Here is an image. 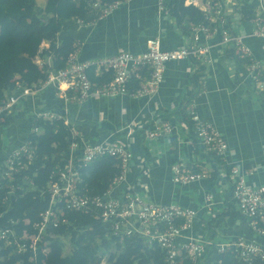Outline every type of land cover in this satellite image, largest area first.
<instances>
[{
    "label": "crops",
    "instance_id": "obj_1",
    "mask_svg": "<svg viewBox=\"0 0 264 264\" xmlns=\"http://www.w3.org/2000/svg\"><path fill=\"white\" fill-rule=\"evenodd\" d=\"M206 1L187 0L186 5L202 10ZM214 1L222 4V11L233 25L234 33L243 36L252 56L264 61V38L251 35L252 21L243 20L236 12L238 0ZM239 1L254 8L257 17L264 16L260 0ZM37 4L45 8L47 0H37ZM66 37L76 38L79 58L85 62L126 51L142 53L147 48V41L153 38H159L166 49L186 46L190 39L183 35L175 18L159 14L157 0H130L110 15L90 24L67 22L59 34V42ZM201 42L210 48L208 59L202 63L205 66L203 78L199 77L197 61L168 63L164 82L152 97H93L79 103L72 98L71 91L67 93V100L64 92L56 87L33 88L38 91L24 96L15 107L12 126L0 127V166L13 150L27 141L31 125L39 113L54 111L63 114L67 108L71 124L87 141H123L131 147L134 160L125 189L131 188L157 204L177 203L200 209L189 236L210 237L216 222L212 225L208 222L229 212L231 215L225 218L217 236L223 240L243 238L256 241L264 250V236L258 237L252 230L251 220L241 214L229 194L230 174L234 167L247 173L250 185H264V100L247 67L239 68L235 61L225 57L227 45L222 43L219 31L209 38L201 33ZM42 47L48 48L49 44L44 42ZM37 63L51 67L52 59H37ZM101 71L97 67V74ZM193 77L199 79L200 88L191 103L200 117L211 121L228 143L223 157L208 153L201 147H192L187 126L179 117L180 106L192 88ZM157 120L171 121L174 133L170 137L150 139L148 130ZM176 164H182L191 172L197 168L199 171L194 173H206L208 177L188 185H177L173 182L172 173ZM216 164L220 178L212 181L209 176ZM209 194L214 197L210 209L204 207L205 197ZM209 257L207 254L204 264L210 263L207 261Z\"/></svg>",
    "mask_w": 264,
    "mask_h": 264
},
{
    "label": "built area",
    "instance_id": "obj_2",
    "mask_svg": "<svg viewBox=\"0 0 264 264\" xmlns=\"http://www.w3.org/2000/svg\"><path fill=\"white\" fill-rule=\"evenodd\" d=\"M130 0H114L111 4H103L97 0L93 5L102 11V17L110 15ZM264 7V0H260ZM223 6L219 1L207 0L202 5L206 21L210 24H201L193 28V35L189 44L176 49H163L159 38L149 39L147 50L143 53L120 52L114 56L101 58L94 62L81 61L80 49L69 57L67 65L59 71H52L48 78L41 83L44 88L56 87L63 91L68 100V92L79 103L90 98L111 99L116 97L145 98L154 96L164 82L166 66L171 62L195 59L206 61L210 48L201 42V33L207 38L219 31L222 43L234 44L242 57L250 60L247 70L258 90H264V61L256 60L243 42V36L234 33L233 25L223 13ZM165 11V0H158L159 14ZM83 23L82 21H78ZM230 24V25H229ZM252 36L264 38V16L252 21ZM213 25V26H212ZM113 72L111 82L95 86L91 82L88 70L91 66ZM149 73L145 77L142 72ZM137 79L138 88L130 90L129 86ZM40 86V87H41ZM38 89V88H35ZM18 92H13L0 104V120L17 107L24 96L34 94L38 90L32 87L19 85ZM189 117L192 123L193 135H190V144L194 148H203L208 153L223 157L228 150V143L223 135L208 120L200 117L193 103L188 106ZM49 120H63L70 125L67 108L63 114L54 111H44L37 118ZM72 125V124H71ZM185 126L187 124L185 123ZM188 128V127H187ZM175 127L169 120L153 122L148 130L150 139L170 137ZM73 142L70 148L69 160L65 164L58 163L48 179L43 195H48V203L40 213V221L35 224L36 233L29 235L24 232L19 235L16 223L0 226V246L14 248L15 252L23 253L27 249L36 252L38 243L45 240L49 231L68 225L65 217L67 212H77L84 215H93L103 223L110 225L114 235L126 238H138L149 246L158 244L166 253V261L174 264L183 253L194 264H199L205 253L211 247L220 253L232 252L243 261H251L260 257L264 262V250L256 241L243 238L223 240L219 236L214 238L192 237L188 235L199 215V208L184 207L177 203L168 205L157 204L134 190L125 189L127 177L131 169L134 153L131 147L123 142L93 143L84 139L81 134L71 128ZM113 157L119 161L120 174L103 195H89L81 192L79 187L80 170L98 158ZM34 156L27 144L13 150L7 157L3 176L14 179L25 168V161L31 162ZM173 182L177 185H188L202 181L208 177L206 173H194L182 164L172 167ZM247 173L234 167L230 174L232 199L237 203L242 215L251 220L253 230L264 236V185L253 186L248 183ZM213 195L205 197L204 207L211 208Z\"/></svg>",
    "mask_w": 264,
    "mask_h": 264
},
{
    "label": "trees",
    "instance_id": "obj_3",
    "mask_svg": "<svg viewBox=\"0 0 264 264\" xmlns=\"http://www.w3.org/2000/svg\"><path fill=\"white\" fill-rule=\"evenodd\" d=\"M96 1L47 0V5L42 8L37 0H0V104L13 92H19V85L39 88L50 72L66 67L69 57L78 49V45L75 37H66L59 42V34L67 22L82 21L83 24H90L98 21L102 11L94 7ZM99 1L111 4L114 0ZM186 2L187 0H165V11L161 14H169L175 18L183 35L190 38L194 27L210 23L206 21L201 9L188 6ZM236 12L245 21H254L257 18L256 10L241 4L239 0ZM44 42L49 44L48 48L42 47ZM161 47L166 50L162 42ZM224 55L235 61L239 68L250 64V60L242 57L234 44L229 47L227 45ZM46 57L52 59L51 67L37 63V59ZM192 60L200 65L198 73L202 79L205 71L203 62ZM88 75L93 85L101 86L111 82L114 74L103 69L97 74V66L93 65L88 70ZM141 75L148 77L149 73L144 70ZM138 82L137 79L133 80L129 86L131 91L138 88ZM192 82V88L187 92L179 110V117L187 124L189 135H193V132L188 106L196 98L200 88L198 78L193 77ZM259 93L264 100V90ZM15 112V108L9 111L0 120V127H11ZM71 128L72 125H66L63 120L39 117L33 121L30 128L32 130L24 143L33 154V160L25 161V168L14 179L5 178L2 175L4 167L0 169V226L15 222L20 236L24 232L29 235L36 233L34 226L40 221L39 215L46 208L49 199L48 195L43 194L51 171L58 163L65 164L69 160L71 144L74 141ZM193 171L198 172L199 169ZM119 174L118 160L113 157L98 158L80 170L79 187L81 192L89 195H103ZM209 178L212 181L220 178L217 164ZM231 193L232 186L229 194ZM232 214L236 216V213ZM230 215L227 212L209 221L211 225L216 222L209 236L216 237L218 229ZM65 217L68 225L51 229L45 240L38 243L36 252L27 249L18 253L14 248H7L2 244L0 264H46L48 257L47 264H170L166 261L165 251L158 244L149 246L135 237L116 236L109 224L93 215L67 212ZM260 226L264 227V223L260 222ZM65 242L70 245V252L66 255L63 254ZM207 254L210 256L207 258L210 262L208 264H264L260 257L245 262L232 252L220 253L214 247L207 250L199 264H204ZM174 264L194 263L183 253Z\"/></svg>",
    "mask_w": 264,
    "mask_h": 264
},
{
    "label": "rangeland",
    "instance_id": "obj_4",
    "mask_svg": "<svg viewBox=\"0 0 264 264\" xmlns=\"http://www.w3.org/2000/svg\"><path fill=\"white\" fill-rule=\"evenodd\" d=\"M47 252H49V251H47ZM70 252V245L67 243V242H65V248H64V252H63V254L64 255H66V254H68ZM52 257H54V256H52ZM52 259H54V258H52ZM49 261V257H48V259H47V262ZM47 262H46V264H47ZM104 264V263H103Z\"/></svg>",
    "mask_w": 264,
    "mask_h": 264
}]
</instances>
